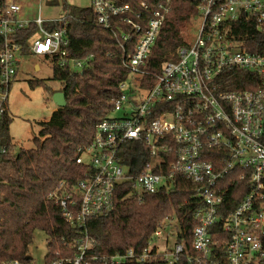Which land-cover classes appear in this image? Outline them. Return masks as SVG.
<instances>
[{"label":"built area","instance_id":"built-area-1","mask_svg":"<svg viewBox=\"0 0 264 264\" xmlns=\"http://www.w3.org/2000/svg\"><path fill=\"white\" fill-rule=\"evenodd\" d=\"M174 1L90 0L95 25L111 32L129 74L92 142L79 149L76 161L83 176L62 182L49 195L80 233L77 252L50 257L45 264H129L156 254L174 264L187 250L184 238L171 253L152 247L166 226L141 253L130 249L99 258L88 255L94 240L87 224L110 215L126 190V196L143 200L174 188L181 178L195 185L194 197L201 203L195 206L193 248L200 254L195 262L264 264V0H194L197 13L186 25L185 43L156 72L153 51ZM29 11L24 0H0V154L7 151L3 123L21 62L37 55L53 67L80 72L90 59L70 55L67 28L46 27L67 15L44 19L41 5L36 17L29 18ZM32 29L23 40V31ZM232 71L251 73L245 87H228ZM137 149L140 162L133 168L126 159ZM233 186L249 192L230 208ZM217 224L230 235L227 242L213 240ZM219 244L224 254L216 253Z\"/></svg>","mask_w":264,"mask_h":264},{"label":"trees","instance_id":"trees-1","mask_svg":"<svg viewBox=\"0 0 264 264\" xmlns=\"http://www.w3.org/2000/svg\"><path fill=\"white\" fill-rule=\"evenodd\" d=\"M67 13L64 20L47 23L46 27L51 30L67 28L71 37L70 55L90 59L80 72H73L68 66H54L53 79L62 83L61 91L65 93L67 105L56 108L49 120L37 123L39 131L31 146L16 145L9 132L12 117L8 114L5 118L2 137L7 151L0 154V264L11 260L29 263L36 230L48 235L46 260L77 252L75 240L80 233L64 219L49 195L62 182L72 184L83 176V166L76 161L79 149L92 142L97 125L111 113L119 95V85L129 74L122 64L116 40L110 31L95 25L90 7L69 8ZM195 13L194 0L174 1L153 51L152 67L156 72L163 61L185 43L182 29ZM33 30L23 31V40H27ZM231 74L230 89L245 87L244 79L251 75L246 71H232ZM43 83L44 80H31L30 86L35 88ZM140 157L141 151H131L126 164L135 168ZM194 189L192 182L181 178L174 188L148 194L143 200L126 196L127 190L119 194L110 215L88 222L94 240L88 255L102 258L130 249L141 253L155 232L167 226L166 220L170 218L179 222L177 241L182 242L184 238L187 248L174 264H197L195 259L200 254L193 248L197 225L195 206L201 203H197ZM247 192H240L233 186L228 196L230 208ZM229 237L221 224H217L213 240L227 242ZM215 248L216 253L224 254L223 245ZM129 264L171 263L156 254L145 262L134 260Z\"/></svg>","mask_w":264,"mask_h":264},{"label":"rangeland","instance_id":"rangeland-1","mask_svg":"<svg viewBox=\"0 0 264 264\" xmlns=\"http://www.w3.org/2000/svg\"><path fill=\"white\" fill-rule=\"evenodd\" d=\"M24 3L30 9L29 18L37 16L41 5L44 19H61L68 14L69 8L89 7L90 0H24ZM198 24L197 19L191 27L193 33H196ZM182 34L186 36V26L182 29ZM38 64L41 66L40 70H36ZM53 75V62L42 56L28 57L21 62L9 100V115L12 117L9 132L17 146H31L33 137L39 131L37 123L49 120L58 108L53 101V94L62 90V83L53 79ZM36 79L44 80V83L32 88L30 81ZM178 233L177 219L169 220L162 234L154 237L152 247L158 246L160 253L174 252ZM47 239V233L36 230L29 252L32 264H45L48 254Z\"/></svg>","mask_w":264,"mask_h":264},{"label":"water","instance_id":"water-1","mask_svg":"<svg viewBox=\"0 0 264 264\" xmlns=\"http://www.w3.org/2000/svg\"><path fill=\"white\" fill-rule=\"evenodd\" d=\"M53 101L60 108L65 107L67 105V100H66V97H65V93L62 92V91L55 92L53 94Z\"/></svg>","mask_w":264,"mask_h":264}]
</instances>
